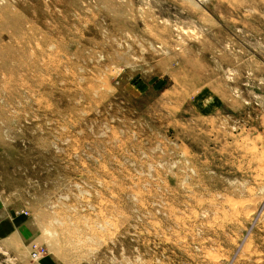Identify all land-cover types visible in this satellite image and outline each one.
<instances>
[{
	"label": "rangeland",
	"instance_id": "rangeland-1",
	"mask_svg": "<svg viewBox=\"0 0 264 264\" xmlns=\"http://www.w3.org/2000/svg\"><path fill=\"white\" fill-rule=\"evenodd\" d=\"M45 260L264 264V0H0V264Z\"/></svg>",
	"mask_w": 264,
	"mask_h": 264
},
{
	"label": "built area",
	"instance_id": "built-area-1",
	"mask_svg": "<svg viewBox=\"0 0 264 264\" xmlns=\"http://www.w3.org/2000/svg\"><path fill=\"white\" fill-rule=\"evenodd\" d=\"M34 249H35V252L33 253V257H34V259L36 258V259H38L39 258V256H42V254H44L45 253V251H46V249H44V248H40V249H38L37 247H35L34 246ZM43 251V252H42Z\"/></svg>",
	"mask_w": 264,
	"mask_h": 264
},
{
	"label": "crops",
	"instance_id": "crops-1",
	"mask_svg": "<svg viewBox=\"0 0 264 264\" xmlns=\"http://www.w3.org/2000/svg\"><path fill=\"white\" fill-rule=\"evenodd\" d=\"M44 264H49L46 260L43 262Z\"/></svg>",
	"mask_w": 264,
	"mask_h": 264
}]
</instances>
